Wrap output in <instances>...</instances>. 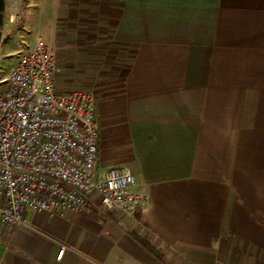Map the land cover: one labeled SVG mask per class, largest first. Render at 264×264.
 <instances>
[{
    "label": "crops",
    "instance_id": "crops-1",
    "mask_svg": "<svg viewBox=\"0 0 264 264\" xmlns=\"http://www.w3.org/2000/svg\"><path fill=\"white\" fill-rule=\"evenodd\" d=\"M44 7L56 84L96 79L94 175L127 167L149 203L26 210L0 264H264V0H3L0 47L44 38Z\"/></svg>",
    "mask_w": 264,
    "mask_h": 264
},
{
    "label": "built area",
    "instance_id": "built-area-1",
    "mask_svg": "<svg viewBox=\"0 0 264 264\" xmlns=\"http://www.w3.org/2000/svg\"><path fill=\"white\" fill-rule=\"evenodd\" d=\"M12 56L11 68L0 76L1 224L11 232L26 221V210H82L94 194L105 208L127 216L147 205L148 191L136 186L127 167L94 175L95 95L57 91L53 42L36 38Z\"/></svg>",
    "mask_w": 264,
    "mask_h": 264
},
{
    "label": "rangeland",
    "instance_id": "rangeland-1",
    "mask_svg": "<svg viewBox=\"0 0 264 264\" xmlns=\"http://www.w3.org/2000/svg\"><path fill=\"white\" fill-rule=\"evenodd\" d=\"M43 3H46V0H42ZM1 21H0V33H1V29H2V23L4 21L5 15H4V10L3 8L1 9ZM43 13L41 16L40 14ZM47 16V9L44 7V9L40 10L38 12V19L36 21L35 26H39L40 30L38 35H42V39L48 41L47 39H45V36L43 34L44 29H45V17ZM42 25V26H41ZM37 29V28H36ZM36 30H33V34L31 35V37H29V41L30 42H34L36 40ZM50 41V40H49ZM77 43V42H75ZM55 46V45H54ZM56 48V47H55ZM13 45L12 42H10L8 44V46H4V47H0V76L7 73L9 71V69L11 68V65L13 63V59L14 57L12 56L13 54H15L13 51ZM75 49V48H74ZM7 52V53H6ZM78 65H75V63H72V68L73 67H77ZM71 69V66H70ZM95 68H93L94 70ZM72 75L71 78H69L70 80H68L67 82H64V77L60 78V80L58 81V83L56 84L57 86V91L59 92H67L70 90H74L76 88L78 89H88V90H94V81L96 79L91 78L90 74L89 75ZM95 76V75H94Z\"/></svg>",
    "mask_w": 264,
    "mask_h": 264
},
{
    "label": "flooded vegetation",
    "instance_id": "flooded-vegetation-1",
    "mask_svg": "<svg viewBox=\"0 0 264 264\" xmlns=\"http://www.w3.org/2000/svg\"><path fill=\"white\" fill-rule=\"evenodd\" d=\"M0 8L2 9V6H1V5H0ZM1 9H0V13H1V11H2ZM0 21H1V15H0Z\"/></svg>",
    "mask_w": 264,
    "mask_h": 264
},
{
    "label": "trees",
    "instance_id": "trees-1",
    "mask_svg": "<svg viewBox=\"0 0 264 264\" xmlns=\"http://www.w3.org/2000/svg\"><path fill=\"white\" fill-rule=\"evenodd\" d=\"M3 0H0V5L2 6ZM1 9V8H0Z\"/></svg>",
    "mask_w": 264,
    "mask_h": 264
}]
</instances>
